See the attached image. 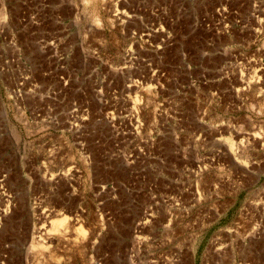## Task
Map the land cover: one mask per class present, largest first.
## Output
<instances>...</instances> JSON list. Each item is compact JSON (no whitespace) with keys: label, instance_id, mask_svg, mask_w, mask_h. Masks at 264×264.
<instances>
[{"label":"rangeland","instance_id":"rangeland-1","mask_svg":"<svg viewBox=\"0 0 264 264\" xmlns=\"http://www.w3.org/2000/svg\"><path fill=\"white\" fill-rule=\"evenodd\" d=\"M5 19L28 72H0V264L264 263V0H0Z\"/></svg>","mask_w":264,"mask_h":264},{"label":"built area","instance_id":"built-area-1","mask_svg":"<svg viewBox=\"0 0 264 264\" xmlns=\"http://www.w3.org/2000/svg\"><path fill=\"white\" fill-rule=\"evenodd\" d=\"M6 22L7 21L5 19L2 20L0 24V72L5 76L9 83H11V81H13L14 79L12 78L13 74L20 72L21 76L22 72H26V70H28V67H21L19 64L20 48L17 45L15 36L12 34L9 28H7ZM10 49L15 53L14 55L17 57L16 59H12L11 61L9 60L7 53ZM18 83L19 85L17 84L13 87L8 85L6 88L10 91V93H8V97L14 99L16 103L20 98H22L20 93L21 90H19L22 83L21 81Z\"/></svg>","mask_w":264,"mask_h":264},{"label":"bare ground","instance_id":"bare-ground-1","mask_svg":"<svg viewBox=\"0 0 264 264\" xmlns=\"http://www.w3.org/2000/svg\"><path fill=\"white\" fill-rule=\"evenodd\" d=\"M28 72V70H26V72L25 73H27ZM22 84H21V86H20V89L19 90H23V88H24V81L23 82H21ZM32 87L33 88H36V83H33L32 84ZM30 90V89H29ZM6 91H7V94L8 93H10V91L8 90V89H6ZM31 91V90H30ZM12 92V91H11ZM21 100H22V98H20L19 99V102L21 103ZM69 217H67L66 215L65 216H63V217H61V218H53L51 221H50V226H49V228L48 229H46V231H45V233L47 232V233H55V234H59V235H61V237L62 236H65L66 235V231H67V228H69V227H71V226H68L67 225V219H68ZM257 228H259V225H258V227ZM260 229V228H259ZM261 231H262V229H260ZM260 230H257V232H256V239H258V238H260V235H261V233L259 232ZM77 232H78V234L80 235V238H82V237H84V235H85V230H83L81 227H79L78 229H77ZM39 234H38V237L40 238V239H42V234H45V233H42L41 231H39L38 232ZM41 246H43V245H41ZM46 248V247H45ZM252 248V247H251ZM251 248H249V249H251ZM250 252V254H253L254 256H256L257 255V258H259V256H260V252H259V250H254V251H249ZM241 264H251V263H249L248 261L247 262H244V261H242V263ZM262 264H264L263 262H262Z\"/></svg>","mask_w":264,"mask_h":264}]
</instances>
